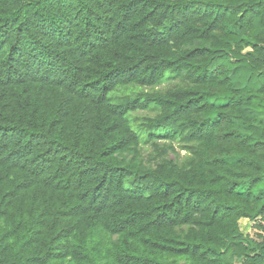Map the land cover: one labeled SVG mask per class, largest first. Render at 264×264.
<instances>
[{"label": "trees", "instance_id": "16d2710c", "mask_svg": "<svg viewBox=\"0 0 264 264\" xmlns=\"http://www.w3.org/2000/svg\"><path fill=\"white\" fill-rule=\"evenodd\" d=\"M0 264H264V0H0Z\"/></svg>", "mask_w": 264, "mask_h": 264}, {"label": "rangeland", "instance_id": "374dc122", "mask_svg": "<svg viewBox=\"0 0 264 264\" xmlns=\"http://www.w3.org/2000/svg\"><path fill=\"white\" fill-rule=\"evenodd\" d=\"M171 83L172 82L169 83L168 81H166L160 87L167 86L168 84H171ZM151 114L152 113L150 111H148V110H138L135 113H133L134 116L138 117V121H140L141 117H144L146 115H151ZM138 121H137V123H138ZM142 145H143V149H144L145 153L149 152L152 149V145L150 143L142 144ZM184 152L185 151L181 150V154H184ZM241 229L243 230V232L245 234H250L252 237H255V234L257 232V230L255 229V225L253 224V222H251L249 220H243L241 222Z\"/></svg>", "mask_w": 264, "mask_h": 264}]
</instances>
